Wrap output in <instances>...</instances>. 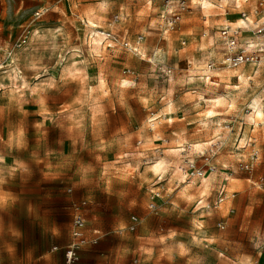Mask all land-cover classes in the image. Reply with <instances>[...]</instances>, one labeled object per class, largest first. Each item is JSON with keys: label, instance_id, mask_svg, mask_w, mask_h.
<instances>
[{"label": "clouds", "instance_id": "1", "mask_svg": "<svg viewBox=\"0 0 264 264\" xmlns=\"http://www.w3.org/2000/svg\"><path fill=\"white\" fill-rule=\"evenodd\" d=\"M176 3L199 17L192 31L177 35L164 14L138 25L144 17L130 11L133 0H28L31 31L23 39L0 37V115L42 104L51 114L55 105L80 128L103 127L98 149L115 148L119 164L108 182L139 194L133 218L144 204L154 223L160 213L167 217L159 264H192L206 250L241 264L240 256L210 249L223 242L207 227L219 223L235 233L232 243L264 255V0ZM165 12L182 16L176 5ZM98 30L99 45L92 35ZM238 50L255 72L233 64ZM238 178L247 183L241 187ZM249 197L261 204L244 222ZM234 203L241 215L233 224Z\"/></svg>", "mask_w": 264, "mask_h": 264}, {"label": "rangeland", "instance_id": "2", "mask_svg": "<svg viewBox=\"0 0 264 264\" xmlns=\"http://www.w3.org/2000/svg\"><path fill=\"white\" fill-rule=\"evenodd\" d=\"M64 2L68 5V0ZM175 4L176 0H153L151 6H146L133 0L130 11L144 17L136 21L139 25L162 14L166 20L171 14L165 9ZM151 7L159 11L153 13ZM34 12L28 0H0V37L23 39L33 27ZM181 18L183 23L174 27L177 35L192 31L199 21L191 14H182ZM92 35L99 45L103 37L96 31ZM244 65L246 71H256L250 62ZM232 83L238 80L232 78ZM179 118L183 119V113ZM106 135L101 126H76L69 113L57 114L55 105L51 114L42 104L39 109L30 107L11 118L7 112L0 115V264H64L63 247L70 236V205L82 201L87 230L100 241L90 248L86 258H79V264H96L93 253L99 254L100 264H159L156 256L164 248L159 237L167 232L162 226L167 217L160 213L154 223L156 214L148 212L144 204L143 214L137 216L136 230L127 228L120 234L121 225L129 224V216L137 208L135 198L139 194L133 185L115 179L108 182L119 164L113 163L115 148L98 149L99 137ZM238 179L241 187L247 183V178ZM260 204L261 200L248 198L243 209L244 222ZM240 215V205L234 203L233 224ZM207 234L223 242L212 244L210 249L225 251L229 257L240 256L241 264L247 260L241 253L247 252L254 264H264V255L256 256L250 248L232 243L230 237L235 233L227 227L209 225ZM173 243L168 241L169 245ZM153 250L155 254L149 258L147 254ZM260 251L264 252V244ZM192 264L225 262L217 261L214 253L206 250L195 256Z\"/></svg>", "mask_w": 264, "mask_h": 264}, {"label": "built area", "instance_id": "3", "mask_svg": "<svg viewBox=\"0 0 264 264\" xmlns=\"http://www.w3.org/2000/svg\"><path fill=\"white\" fill-rule=\"evenodd\" d=\"M182 3L183 0H180ZM176 12L182 14V9L179 7V4L176 3ZM181 17H177L175 20L172 15L166 18L165 22H173L174 27L179 22ZM100 31H96L97 34L100 35ZM231 59L234 65L236 64H245L249 63V57L244 56L243 53L238 50L237 53L231 55ZM258 59V58H257ZM68 192L70 189L67 190ZM85 202H79L72 205V221H71V230H70V239L68 243L63 247V256H64V264H79L80 251L86 246H94L98 243V236L92 235L89 237L87 235L86 223L83 216ZM139 223V219L136 216L133 218V215L129 217L128 230L135 231ZM217 227L219 229H224L218 223ZM57 247L54 246L53 250H56Z\"/></svg>", "mask_w": 264, "mask_h": 264}, {"label": "crops", "instance_id": "4", "mask_svg": "<svg viewBox=\"0 0 264 264\" xmlns=\"http://www.w3.org/2000/svg\"><path fill=\"white\" fill-rule=\"evenodd\" d=\"M176 5V4H175ZM70 210H71V220H70V225H69V235H70V230H71V221H72V204L70 205ZM130 217V216H129ZM42 228H44V227H42ZM86 229H87V227H86ZM87 235L89 236V237H91L92 236V234L90 233V230L88 231L87 230ZM69 239H70V236H69V238H68V240H67V237H66V239L65 240H67V242H66V244L68 243V241H69ZM99 241L100 240H98V243H99ZM98 243H97V245H98ZM96 245H94V246H86L85 248H83L81 251H80V260L81 259H83V258H86L87 257V255H88V253L90 252V248L91 247H95ZM50 251H53L52 249L50 250ZM100 252H101V250H99ZM93 253V252H92ZM94 254V256H95V263L96 264H100V261H99V254H95V253H93ZM101 255V254H100Z\"/></svg>", "mask_w": 264, "mask_h": 264}]
</instances>
